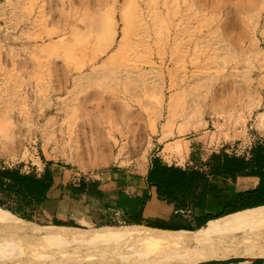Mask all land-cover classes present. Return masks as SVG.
<instances>
[{
  "label": "rangeland",
  "instance_id": "374dc122",
  "mask_svg": "<svg viewBox=\"0 0 264 264\" xmlns=\"http://www.w3.org/2000/svg\"><path fill=\"white\" fill-rule=\"evenodd\" d=\"M258 144L264 0H0V168L64 187Z\"/></svg>",
  "mask_w": 264,
  "mask_h": 264
},
{
  "label": "bare ground",
  "instance_id": "6f19581e",
  "mask_svg": "<svg viewBox=\"0 0 264 264\" xmlns=\"http://www.w3.org/2000/svg\"><path fill=\"white\" fill-rule=\"evenodd\" d=\"M131 70L124 71L127 80L134 75ZM222 118L214 122L219 130L227 124ZM132 137L130 130L118 136L122 150L133 146ZM227 252L264 255V206L208 223L193 234L68 232L38 226L0 209V264H171Z\"/></svg>",
  "mask_w": 264,
  "mask_h": 264
},
{
  "label": "crops",
  "instance_id": "0c3cea01",
  "mask_svg": "<svg viewBox=\"0 0 264 264\" xmlns=\"http://www.w3.org/2000/svg\"><path fill=\"white\" fill-rule=\"evenodd\" d=\"M224 151L231 155L227 149ZM213 152L218 153L219 150H214L210 153ZM235 156H244L247 159L249 152L235 154ZM207 157L201 160L205 161ZM155 158L167 166L181 169H197L188 160H185L184 163L172 162L159 154H154L151 156L149 164L143 173L138 174L131 171L108 172L82 178L81 180L86 183L88 188L92 187L99 191L98 195H71L67 190L61 192L57 189L60 177H58V180L54 177L56 184L48 193V201L42 209L48 215H51L52 218L65 222L66 226H51L49 228H58L68 232L96 234H136L153 230L193 234L208 223L229 216L205 220L206 214L212 208L211 200L214 199L215 189L212 195L209 192L205 195L202 207H195L186 195H179L177 203L161 198L156 187L147 182V173L151 167L152 160ZM205 179L210 186L228 188L230 191L252 190L259 185V179L256 177H237L234 184L230 179L210 176H205ZM77 185L78 183L73 184L74 187ZM89 185L93 186L89 187ZM196 194H198V191ZM78 199L82 200V203ZM212 211L215 212V209L212 208ZM138 213H140L139 223H135ZM121 223H127L128 226L114 227ZM87 230L91 231L86 232ZM231 245L234 246L236 244L231 243ZM206 250H210V248L207 247ZM171 264H264V255L227 252L208 255L201 259L182 263L171 262Z\"/></svg>",
  "mask_w": 264,
  "mask_h": 264
},
{
  "label": "trees",
  "instance_id": "16d2710c",
  "mask_svg": "<svg viewBox=\"0 0 264 264\" xmlns=\"http://www.w3.org/2000/svg\"><path fill=\"white\" fill-rule=\"evenodd\" d=\"M248 152L247 159L233 153L229 155L224 149L210 153L205 161L192 157L190 162L197 169L167 166L155 158L147 173V182L156 187L161 198L177 203L179 195H186L195 207H202L205 195L208 192L212 195L215 189L214 199L211 200L215 212L211 208L205 216L206 221L264 206V145H255ZM205 176L230 179L233 184L237 177H256L259 185L252 190L230 191L228 188L210 186ZM55 184L49 168L37 175L1 167L0 208L22 220L35 222V217L48 201V193ZM57 189L61 192L67 190L71 195L99 194L97 189L88 188L82 180L76 187L70 184L57 186ZM136 218L135 223H139L140 213ZM51 223L55 227L66 226L65 222L56 218H52Z\"/></svg>",
  "mask_w": 264,
  "mask_h": 264
}]
</instances>
